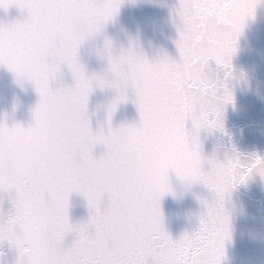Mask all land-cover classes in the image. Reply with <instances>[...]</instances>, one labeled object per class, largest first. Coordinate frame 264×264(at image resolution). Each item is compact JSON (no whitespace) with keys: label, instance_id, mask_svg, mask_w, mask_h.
Wrapping results in <instances>:
<instances>
[{"label":"snow or ice","instance_id":"6c2138e0","mask_svg":"<svg viewBox=\"0 0 264 264\" xmlns=\"http://www.w3.org/2000/svg\"><path fill=\"white\" fill-rule=\"evenodd\" d=\"M260 2L224 0L238 22L253 17ZM83 3L0 0V8L16 5L27 12L23 20L0 25V56L6 46L11 52L22 41L32 44L40 61L32 73L39 97L37 122L42 113H52L31 138H24L18 125L8 129L0 122V193H14L8 219L0 220V240H8L22 257L25 242L39 236L49 250L60 253L49 264H222L229 239L223 198L252 173L264 175V159H244L234 152L222 163L213 162L206 183L216 197L214 210L198 217V228L178 239L166 231L158 200L142 190L159 162V150L187 138L191 103L206 110L201 127L222 128L223 107L233 100L228 82L233 75L234 41L213 38L207 24L189 17L188 0H179L174 9L177 59L165 56L150 62L130 49L114 61V68L125 62L132 69L124 88L134 92L131 99L142 124L140 142L123 148L91 130L87 103L95 90V76L87 73L78 55L81 44L116 16L122 0H106L102 14L87 25L79 19ZM189 38L212 51L189 52L185 47ZM205 62L218 75L207 82L195 81L192 69ZM65 67L72 84L53 87ZM122 99L129 97L125 94ZM97 146L104 149L99 155ZM34 175L43 178L26 182ZM73 193L87 202L86 222L70 220ZM69 234L72 242L65 246Z\"/></svg>","mask_w":264,"mask_h":264},{"label":"water","instance_id":"95a60500","mask_svg":"<svg viewBox=\"0 0 264 264\" xmlns=\"http://www.w3.org/2000/svg\"><path fill=\"white\" fill-rule=\"evenodd\" d=\"M179 0H122L118 13L105 26L102 33L86 40L80 48V60L89 74L102 72L107 63L97 56L96 48L102 46L103 37L112 38L117 49L125 48L129 41L136 42L148 57L167 54L178 58L175 40L178 38L174 9ZM27 16L26 10L16 5L7 10L0 8V25H8ZM233 75L230 87L233 100L223 107V128L202 130L200 140L207 155H232L239 153L244 159H264V0L257 5L254 16L249 18L244 33L237 41L232 57ZM71 74L64 69L60 81L53 84H72ZM111 89L96 90L90 95V114L98 105L106 103L113 95ZM129 96L134 92L129 90ZM38 95L31 84L21 88L6 67L0 66V122L9 126L13 121L26 123L31 119ZM103 109L99 119L103 120ZM138 120L136 105L129 99L122 103L114 115V122ZM92 126L97 128V116L92 115ZM97 146L95 154L103 152ZM197 191L205 192L203 187ZM0 193V220H7L12 210V196ZM226 206L232 216L231 238L225 242L222 264H264V178L252 173L243 183L236 185ZM200 207L191 196L177 203L171 196L161 200L160 208L166 231L173 239L198 228L196 210ZM69 215L73 224L86 222L89 209L80 194L73 193L69 200ZM72 242V235L65 238V246ZM18 249L8 240H0V264H17Z\"/></svg>","mask_w":264,"mask_h":264},{"label":"clouds","instance_id":"9594fccd","mask_svg":"<svg viewBox=\"0 0 264 264\" xmlns=\"http://www.w3.org/2000/svg\"><path fill=\"white\" fill-rule=\"evenodd\" d=\"M105 3L106 0H84L80 10V22L87 25L100 16L104 10ZM188 3L190 5L188 9L189 17L199 19L204 24H207L213 34V38L219 36L224 40L234 41V50L231 56L232 63V57L236 52L237 41L244 33L249 19H246L243 22H238L235 19L234 14L228 8L227 4L224 3V0H188ZM106 24L101 26L86 40L99 36ZM85 41L81 44V46L85 43ZM81 46L78 49L79 60ZM185 47L189 52L207 54L212 51L208 45L200 43L199 41H194L191 38L186 40ZM130 49H134L135 51L143 54V56L150 62L159 60L165 56L169 57L167 54H158L154 58L150 59L143 49L134 41H129L126 48L124 46H120V48L117 49L112 38L104 35L102 46H98L96 48L98 58L106 61L107 63V67L104 71L89 74L86 66L80 60L87 73L95 76V90L96 88H100L101 90L108 88L114 93L110 98H108L106 103L98 105L96 112L91 114L89 110V96L87 103V115L89 117L91 130L95 133H103L123 148H132L136 146L140 142L142 135L140 116L138 120L126 119L114 122V115L119 106L132 98L129 96V90L131 89L126 90L124 88V80L132 69L125 62L117 63L114 68L113 62L118 61L119 58L123 54H126ZM39 64L40 61L34 53L33 46L28 41H22L17 44L11 52L8 51L6 46L3 55L0 56V66L6 67L13 73L16 83L19 84L21 88H24L26 84H31L35 90L32 73ZM44 70H47L46 66ZM217 75L216 70L211 68L207 62L201 63L192 69L193 79L202 83L213 79V77ZM101 83L103 86H100ZM228 88L233 96L230 82H228ZM125 94L129 97L127 101L122 99V96ZM38 100L35 107L31 110L30 120L26 123L14 120L11 126L5 123L7 128L11 129L13 126L18 125L20 134L24 138H31L37 135L40 128L52 119V113H42L39 117V123L37 122L35 109L38 104ZM113 106H115L114 110ZM101 109L104 111L103 120L99 119V112ZM205 112V108L199 103L193 102L189 105L187 138L183 143L166 145L159 150V162L157 166L151 170L147 177L146 187L142 190L145 196L155 197L158 200L159 205L165 196H171L175 202L179 203L186 196L191 195L200 205V207L196 210L198 217L209 215L214 210L216 197L214 192L206 183V178L212 171V163H222L231 156L227 153H225L222 157L216 154L210 156L205 154L203 151L200 133L202 130H211L200 126L205 117ZM92 115L97 116L98 126L95 129L92 126ZM261 177L264 178V175H261ZM42 178L43 177L40 175H34L27 177L26 182L38 183ZM236 185L226 193L223 198L222 205L223 211L227 217L229 239L231 238L232 232V216L226 204ZM201 187L206 189V191H197V189ZM54 255H60V253H53L46 247L43 240L37 236L25 242L23 255L22 257L19 256L17 261H19V264H49Z\"/></svg>","mask_w":264,"mask_h":264}]
</instances>
